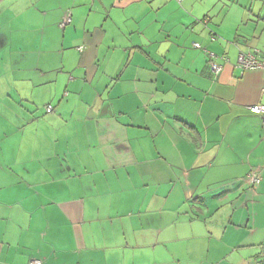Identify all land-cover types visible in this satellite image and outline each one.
<instances>
[{
	"label": "crops",
	"instance_id": "crops-1",
	"mask_svg": "<svg viewBox=\"0 0 264 264\" xmlns=\"http://www.w3.org/2000/svg\"><path fill=\"white\" fill-rule=\"evenodd\" d=\"M227 1L0 0V264H264V0Z\"/></svg>",
	"mask_w": 264,
	"mask_h": 264
},
{
	"label": "built area",
	"instance_id": "built-area-1",
	"mask_svg": "<svg viewBox=\"0 0 264 264\" xmlns=\"http://www.w3.org/2000/svg\"><path fill=\"white\" fill-rule=\"evenodd\" d=\"M179 3H182L184 0H176ZM71 22V14H68L61 24L62 27H65ZM209 22V17L203 19V23L206 25ZM212 39H215V36H212ZM194 47L202 49L200 43H194ZM82 51L83 49L80 48ZM204 51L209 55L210 61V71L214 76H218L223 70L224 65L230 62V58L226 55H218L214 52L204 49ZM237 66L245 70H260L263 72L264 76V53L260 49H250L247 51H241L238 54ZM54 110L52 105L46 106L47 112H52ZM249 110L261 116H264V103L253 104L249 106ZM247 181L256 186L260 183L261 178L256 172H250L247 176ZM28 264H43V261L38 258H33Z\"/></svg>",
	"mask_w": 264,
	"mask_h": 264
},
{
	"label": "rangeland",
	"instance_id": "rangeland-1",
	"mask_svg": "<svg viewBox=\"0 0 264 264\" xmlns=\"http://www.w3.org/2000/svg\"><path fill=\"white\" fill-rule=\"evenodd\" d=\"M234 2H235V0H228L226 2V4H224L225 5V11H226V8H227V10H229V11L231 10V12H232L234 10V7H232Z\"/></svg>",
	"mask_w": 264,
	"mask_h": 264
}]
</instances>
